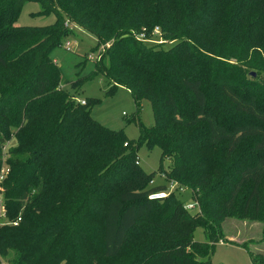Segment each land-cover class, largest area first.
Masks as SVG:
<instances>
[{
    "label": "trees",
    "instance_id": "1",
    "mask_svg": "<svg viewBox=\"0 0 264 264\" xmlns=\"http://www.w3.org/2000/svg\"><path fill=\"white\" fill-rule=\"evenodd\" d=\"M25 1L0 0V254L12 253L8 263L212 264L214 245L227 242L264 264L221 227L227 217L264 220V0H34L37 14L55 15L41 32L16 24ZM74 27L97 46L111 43L70 86L102 75L106 94L126 88L136 105L128 121L148 100L154 122H138L137 140L91 117L99 99L82 103L60 88L51 53ZM142 27L156 42L135 38ZM154 27L168 46L150 36ZM11 136L16 144L4 152ZM143 144L171 159L163 181L151 184L153 171L140 165ZM168 180L188 188L199 209L186 210L174 191L148 198Z\"/></svg>",
    "mask_w": 264,
    "mask_h": 264
},
{
    "label": "rangeland",
    "instance_id": "2",
    "mask_svg": "<svg viewBox=\"0 0 264 264\" xmlns=\"http://www.w3.org/2000/svg\"><path fill=\"white\" fill-rule=\"evenodd\" d=\"M40 8V4L37 1H25L16 24L19 26H31V28L33 27L32 30L38 28L37 30L40 32L46 31L45 29L49 28H39V26L51 24L55 21V15L53 13L47 15L37 14ZM65 23L70 24L67 20ZM139 29L133 32L135 38L140 31L146 28L142 27ZM73 30L74 33L69 34L62 45L56 47L51 53L52 60L61 71L62 84H60V88L80 100L87 98L99 99L100 102L91 108V117L109 129H122L128 139L137 140L140 134L138 122L141 121L147 126L152 125L154 122L153 112L148 100H142L139 116L135 120L128 121L135 113L136 105L133 96L126 88L118 87L112 93L106 94V91L110 90V83L102 75H95L91 79H85L79 90H75L70 86L68 81L73 82L79 76L87 74L93 68V63L99 60L105 51V47L111 43V39H109L106 43L97 46V38L92 33L78 27H74ZM158 32L156 34L158 35V41L164 46H168L170 42L161 35L159 27ZM66 41L70 42L69 48L64 46ZM93 48L95 49L93 50ZM15 144L16 140L11 136L6 141L3 151L5 152L9 147H14ZM138 156L142 168L148 173L153 171L154 176L152 179L154 183L165 179V170L170 168L171 159L164 158L160 161L161 151L157 146L148 148L145 144L141 145L138 148ZM5 158H3L2 172L7 170V164L4 162ZM169 182H174V180L166 181V188L169 187L170 189ZM177 187L179 186L177 185ZM174 192L177 193V196L184 203L194 201L190 197V190L183 185L175 189ZM3 220L4 212L0 205V223ZM221 227L225 238L228 240L236 243L247 242L254 253L264 255V220L241 219L236 216L227 217L221 222ZM203 239V230L197 228L194 232V240L202 241ZM11 255V252L6 256L0 254V264H9ZM211 262L212 264H252L245 249L227 242H217L214 245Z\"/></svg>",
    "mask_w": 264,
    "mask_h": 264
},
{
    "label": "built area",
    "instance_id": "3",
    "mask_svg": "<svg viewBox=\"0 0 264 264\" xmlns=\"http://www.w3.org/2000/svg\"><path fill=\"white\" fill-rule=\"evenodd\" d=\"M158 27H155L152 31H151V35L150 36H154L156 34H158ZM136 38L138 40H144V41H153V42H156L155 40H153L152 38L153 37H148L147 34H146V31L145 29H143L142 31L139 32L138 35H136ZM157 42H160L157 40ZM64 46L66 48H69L70 47V42L69 41H66L64 43ZM82 103H84V100H82ZM127 143H125L124 145H126ZM150 183L152 184L153 183V180H150ZM170 185V189L169 187L164 189V190H159V191H155V192H152L148 195V198L150 199H162V198H165L167 197L171 192H173L175 189H178L179 187H177V183L174 181V182H169L168 183ZM181 189V188H180ZM184 208L188 211H191V212H194V211H197L199 209V206H198V203L195 202V201H192L190 203H184L183 204ZM20 218H18L17 220L13 221L12 224L14 225H17L18 223V220Z\"/></svg>",
    "mask_w": 264,
    "mask_h": 264
},
{
    "label": "crops",
    "instance_id": "4",
    "mask_svg": "<svg viewBox=\"0 0 264 264\" xmlns=\"http://www.w3.org/2000/svg\"><path fill=\"white\" fill-rule=\"evenodd\" d=\"M220 243H224V242H220ZM233 245H236V244H233ZM237 247H240V246H238V245H236ZM242 248V247H241ZM244 249V248H243Z\"/></svg>",
    "mask_w": 264,
    "mask_h": 264
}]
</instances>
